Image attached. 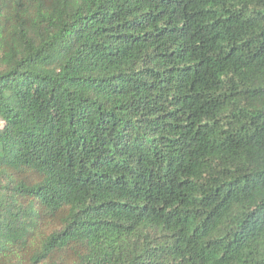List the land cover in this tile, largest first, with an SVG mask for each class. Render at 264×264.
<instances>
[{
    "label": "trees",
    "instance_id": "obj_1",
    "mask_svg": "<svg viewBox=\"0 0 264 264\" xmlns=\"http://www.w3.org/2000/svg\"><path fill=\"white\" fill-rule=\"evenodd\" d=\"M0 264H264V0H0Z\"/></svg>",
    "mask_w": 264,
    "mask_h": 264
}]
</instances>
